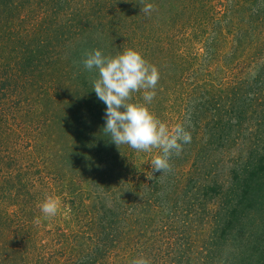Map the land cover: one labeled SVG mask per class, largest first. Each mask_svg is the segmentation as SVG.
Segmentation results:
<instances>
[{"label": "rangeland", "instance_id": "1", "mask_svg": "<svg viewBox=\"0 0 264 264\" xmlns=\"http://www.w3.org/2000/svg\"><path fill=\"white\" fill-rule=\"evenodd\" d=\"M93 49L157 68L149 111L191 134L169 171L151 167L159 149L102 131L97 73L82 64ZM116 213L120 230L137 218L141 245L109 241ZM140 256L264 264V0H0V264Z\"/></svg>", "mask_w": 264, "mask_h": 264}, {"label": "clouds", "instance_id": "2", "mask_svg": "<svg viewBox=\"0 0 264 264\" xmlns=\"http://www.w3.org/2000/svg\"><path fill=\"white\" fill-rule=\"evenodd\" d=\"M145 15L153 11V5L146 3L142 9ZM83 68L95 70L97 78L91 89L106 107L102 131L117 147L127 145L138 152L159 149L150 161L155 171H169V158L180 155L183 145L191 142V134L177 124L169 128L158 120L147 107L155 97L159 80L157 68L150 64L138 51L126 49L117 55H105L100 49L85 52ZM141 93L144 103H132L133 93ZM45 217H54L58 202L51 197L39 205ZM131 264H150L143 256Z\"/></svg>", "mask_w": 264, "mask_h": 264}, {"label": "trees", "instance_id": "3", "mask_svg": "<svg viewBox=\"0 0 264 264\" xmlns=\"http://www.w3.org/2000/svg\"><path fill=\"white\" fill-rule=\"evenodd\" d=\"M234 180H236V182L234 181L235 182V186L238 185L237 183H239V177H237V176L234 177ZM244 182H247L248 183V180L245 178V180L243 181V183ZM244 200H245V193L241 197V200H239L237 202V207L240 205L239 203L244 202ZM133 209H135V208H133ZM116 215H118V219L113 220V221H107L106 222V227L107 228H103V231L105 232L107 238H109V241L111 243H114L115 244L117 242V240L120 241L119 240V237H122V240L121 241L125 242L126 244H131V242H133V240H134L133 243L135 245L137 243H139V239L134 234V232H136V227H138L137 226V222H138L137 221V218H134L133 216L130 217L129 218V219H131V223H130L131 226H129L130 228H128L127 230H125V228L123 227V229L120 230V223L119 222H120V220H122L124 222V218L122 217V215L120 213H118V214L116 213ZM111 232H115V234L117 236V240H116V237ZM136 241H138V242H136Z\"/></svg>", "mask_w": 264, "mask_h": 264}]
</instances>
